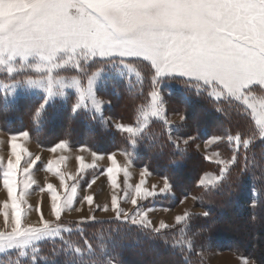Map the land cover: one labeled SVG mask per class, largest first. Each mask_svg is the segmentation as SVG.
I'll return each instance as SVG.
<instances>
[{
    "label": "snow or ice",
    "instance_id": "obj_1",
    "mask_svg": "<svg viewBox=\"0 0 264 264\" xmlns=\"http://www.w3.org/2000/svg\"><path fill=\"white\" fill-rule=\"evenodd\" d=\"M136 64L149 67V111L151 116L163 121L165 127H170L171 120L164 114L161 85L166 79L179 78L186 86L194 88L197 95L206 93L217 102V111H221L218 106L221 100L236 102L241 115L248 114L250 109L259 135L264 137V0H0V73L5 79L11 78L9 83L2 85L5 103L17 88L42 89L46 95L36 109L39 117L56 96H63L67 82L61 79V70H75L80 74L79 79H73L79 100L72 106V113L83 110V102L90 100L94 106L92 118L103 123L104 118L100 115L102 101L98 100L96 89L102 82L104 66H111L124 75L125 70L135 71ZM93 65L100 67L93 71ZM29 71L38 73V78L27 75ZM136 75L139 77L140 73L136 72ZM258 93L261 94L259 99ZM180 120L185 121L186 115L181 114ZM144 124H147L146 115ZM115 126L118 131L127 133L133 144L137 143L138 136L141 139L144 136L140 126L122 123ZM20 136L26 138L29 133L12 134L10 156L6 163L0 158L3 188L11 201L10 205H4L5 208L10 206L11 214L3 213L0 254L17 253L19 257H25L29 249L35 253L39 243L66 229L53 226L44 219L42 212L37 224L22 222V205L27 203L28 189L36 183L35 180L29 183L31 169L40 157H30L21 167L26 150L17 142ZM211 139L220 140L222 137ZM227 139H235L237 145L242 142L245 147L249 144L247 139L241 141L239 135ZM183 142L187 144L188 140ZM66 146V142H60L50 151L55 153L58 148L65 149ZM176 146L179 148V140ZM109 159L113 166L107 168L106 175L115 188L120 168L114 155ZM236 159L235 153L231 160L217 158L215 162L221 165L219 174L211 179L207 175L202 177L198 186L208 192L221 187ZM80 160L81 168L85 167L82 158ZM54 163L59 164L58 161H49L47 170L54 171L59 177L60 188L69 192V185L59 167L53 169ZM144 174L142 172L141 176ZM124 175L127 182V170ZM97 178L94 177L87 186L90 188ZM142 184L143 181L135 187V194L131 197L133 206L137 205V198L156 195L155 186L150 192L143 189ZM171 187L165 178L161 192L169 193ZM46 189L50 194L51 213L59 221L64 210L73 209L77 189L73 185L68 195H61L51 183ZM83 201L92 205L93 196L85 195ZM111 203L117 220L123 216L125 221L151 239H159L157 234L168 227L165 224L155 227L146 218V211L129 216L118 207L116 195L112 196ZM37 211H40L39 207ZM202 215L207 217L209 213L205 211ZM187 219L185 214L177 218V223ZM65 243V252L81 257L79 261L71 259L70 264H85L82 257L92 254L90 245L85 249ZM84 243L87 245L88 241ZM31 259L34 262L36 258ZM0 264H21V261L8 259ZM108 264L113 262L109 260Z\"/></svg>",
    "mask_w": 264,
    "mask_h": 264
},
{
    "label": "trees",
    "instance_id": "obj_2",
    "mask_svg": "<svg viewBox=\"0 0 264 264\" xmlns=\"http://www.w3.org/2000/svg\"><path fill=\"white\" fill-rule=\"evenodd\" d=\"M136 65L139 77H112L102 84L99 95L107 104L103 123L92 118L91 109L73 114L71 101L50 103L37 117L42 98L22 97L5 103L0 91V129L11 135L27 131L29 138L44 148L66 142L70 147H87L99 154L124 152L134 166L168 179L171 194L159 204L174 206L191 196L209 215L192 214L177 226L162 228L157 234L159 239H151L122 218L83 220L58 237L39 243L35 253L29 249L25 257L4 254L0 262L11 259L20 260L21 264H70L73 258L79 261L77 254L65 252L67 241L73 248L91 246L92 254L82 257L85 264H108L109 260L113 264H209L205 254L218 251L233 252L264 264V244L260 241L264 237V137L259 135L250 114L241 115L236 102L223 100L218 105L221 111H217V102L206 93L197 95L182 80L166 79L160 89L164 114L182 113L186 120L165 127L163 121L148 116L145 125L151 102L150 73L145 64ZM175 84L179 87L172 89ZM111 118L142 127L143 138L138 136L133 144L127 133L117 130ZM237 135L241 141L249 140L247 147L227 139ZM211 137H222L213 147L222 160H231L234 153L237 159L230 165L221 187L208 192L198 182L205 173L218 175L221 165L205 159L198 146ZM239 239L248 243L246 249L238 244Z\"/></svg>",
    "mask_w": 264,
    "mask_h": 264
},
{
    "label": "rangeland",
    "instance_id": "obj_3",
    "mask_svg": "<svg viewBox=\"0 0 264 264\" xmlns=\"http://www.w3.org/2000/svg\"><path fill=\"white\" fill-rule=\"evenodd\" d=\"M99 65H93L91 70H96ZM135 71L125 70V74L121 75L119 71L114 69L111 66H104V74L102 78V82L97 85L96 96L98 100L102 101L100 105V115L103 116L105 108L107 107L106 102L100 97L99 90L102 84L108 78L112 77H131L137 76L136 72L138 71L137 65H134ZM27 75H31L33 79H37L39 74L34 71H29ZM79 79L80 74L75 72V70H61V79L67 82V86L63 87V96H56L51 103L56 101H60L62 103H67L69 101L74 105L79 100V91L75 84L73 83V79ZM179 79V78H176ZM11 78H4V74L0 73V91L4 94V89L2 85L4 83H9ZM180 80V79H179ZM179 87L178 84L172 85V89H177ZM55 90V86H54ZM46 95V92L42 89L37 88H29L22 87L17 88L15 91L9 95V101H16L22 97H32V98H42ZM162 95V94H161ZM261 96L260 93L257 94V99ZM85 107L83 109H91L94 111V106L92 105L90 100H85ZM164 107V106H163ZM165 112V110H164ZM251 118L254 121L255 119L251 115V110H248ZM182 113L177 114H169L168 117L171 120V123H183L185 121L180 120V115ZM146 116H151L150 111L148 110ZM153 117V116H151ZM110 121L116 125L119 123L116 119H110ZM256 125V124H255ZM258 128V126L256 125ZM259 129V128H258ZM11 134L0 129V158H3L5 163L10 156V152L8 151L9 141ZM212 138V137H211ZM211 138L204 140L199 143L198 149L202 155L208 157V161L216 163V159L219 158L222 160L219 152L213 150L215 144H217L218 140H212ZM188 140V139H187ZM21 144L26 150L25 155L22 159L21 167L27 163L28 159L35 158L36 156L40 157V160L33 166L31 169V180H35V184L28 189V194L26 196L27 203L22 205L23 207V220L22 222H32L30 218L33 219V223L37 224L40 220V212L43 213L44 219L51 222L53 226L60 225L63 229L69 230L71 226H74L76 223H79L88 217H94L95 219H111L116 218V213L112 211V196L116 195L118 207L123 211L127 212L129 216L133 213L139 211L140 213L147 212V219L152 221L155 227H160L161 224L168 225V227L177 226L185 221H181L177 223V218L180 216H184L187 214L189 217L192 214H201L204 213L203 209H201L195 199L191 196L184 197L180 199L177 204L174 206L169 205H161L159 202L163 201L165 198L169 197L171 191L169 193L161 192V189L164 187V178L153 175L149 171L144 168H138L132 164L131 158L128 154L124 152H116L114 154H99L94 152L93 150L87 147H70L66 146L65 149H57L55 153L51 152V148H44L37 144L35 141L28 137L20 136L17 141ZM110 155H114L117 161V166L120 168V172L117 175V186L114 188L110 181L107 178L106 170L108 167H112L111 160L109 159ZM82 158L83 164L85 167L81 168V160ZM49 161H58L59 164H53V169L57 166L59 167L60 172L64 175L66 183L69 185V192H64L63 189L60 188V180L57 175L53 172L48 171V163ZM125 170L128 171L129 175L127 178V182H125ZM146 170V171H145ZM145 174L141 176V173ZM48 177H44V175ZM208 176L211 179L213 176L217 174L213 172L205 173L202 177ZM88 176H91L90 178ZM51 177V178H50ZM69 177H75V179H69ZM88 177V178H87ZM96 182L92 184L89 188L88 183L94 178ZM201 177V178H202ZM27 177H18V179H26ZM200 178V179H201ZM56 180L58 183L53 182ZM143 181L142 188L147 191H153V186H155L156 195L149 196L145 198H137V205L133 206L131 204V197L135 194V187L137 184H140ZM87 182V184H84ZM53 184L55 188L61 193V195L70 194V189L74 185L77 189L76 196L74 198L73 209L71 211L64 210L61 213L60 220L57 221L55 216L51 213V201L50 194L46 189L47 184ZM22 188V184L20 186ZM0 188H2L0 186ZM40 189H44V191H40ZM19 194V191H18ZM85 195L93 196L92 205H88L86 201L81 202ZM3 200V201H2ZM183 201V203H181ZM5 203L9 204L11 201L8 197L2 198L0 196V230L4 229V212H8L11 214L10 206L5 208ZM39 207L40 211H37ZM46 207V208H43ZM107 208V210H105ZM76 209H79L77 211ZM79 216H77V214ZM123 219V216H121ZM58 236H53L51 238H55ZM261 243L264 244V237L260 239ZM238 244L245 249L248 247V243L244 241V239H239ZM4 254H0V257ZM205 258L209 264H257L254 260L241 257L233 252L229 251H218V252H210L205 254Z\"/></svg>",
    "mask_w": 264,
    "mask_h": 264
},
{
    "label": "crops",
    "instance_id": "obj_4",
    "mask_svg": "<svg viewBox=\"0 0 264 264\" xmlns=\"http://www.w3.org/2000/svg\"><path fill=\"white\" fill-rule=\"evenodd\" d=\"M28 138H29V136H28ZM6 152H10V147H8V151H6ZM49 164V163H48ZM1 170V175H0V186L2 187V188H0V196L2 197V198H4V197H7V192H6V189H4L3 188V184H2V169H0ZM46 176V174L44 175V177ZM46 177H48V176H46ZM51 178V177H50ZM53 182H55L56 184L58 183L56 180H53ZM3 201V200H2ZM43 208H46V207H43ZM77 214V213H76ZM77 216H79V214H77ZM31 219V221L32 222H26L27 224H35V223H33V219L32 218H30ZM25 222V221H24ZM0 228H1V226H0Z\"/></svg>",
    "mask_w": 264,
    "mask_h": 264
}]
</instances>
